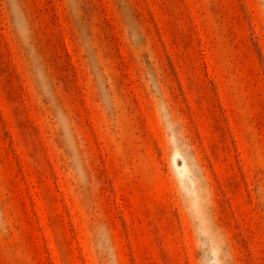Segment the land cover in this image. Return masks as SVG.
I'll return each mask as SVG.
<instances>
[{
    "label": "rangeland",
    "instance_id": "rangeland-1",
    "mask_svg": "<svg viewBox=\"0 0 264 264\" xmlns=\"http://www.w3.org/2000/svg\"><path fill=\"white\" fill-rule=\"evenodd\" d=\"M0 264H264V0H0Z\"/></svg>",
    "mask_w": 264,
    "mask_h": 264
}]
</instances>
